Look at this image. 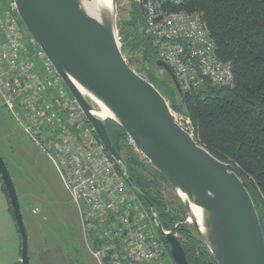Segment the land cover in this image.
Segmentation results:
<instances>
[{"label": "water", "instance_id": "water-1", "mask_svg": "<svg viewBox=\"0 0 264 264\" xmlns=\"http://www.w3.org/2000/svg\"><path fill=\"white\" fill-rule=\"evenodd\" d=\"M12 2L27 34L56 71L132 192L139 194L110 139L108 122L120 127L141 156L164 176L186 210L184 223L195 229L217 264H264V234L243 181L231 164L216 159L176 123L167 100L129 66L119 42L117 0H111L110 10L102 7L98 17L83 6L92 0ZM155 66L182 101V90L169 66L160 60ZM98 104L107 117L100 116ZM0 179L20 238L19 264H31L19 200L1 156ZM191 206L200 210V224ZM147 211L173 264H188L174 230L163 228L152 207Z\"/></svg>", "mask_w": 264, "mask_h": 264}, {"label": "built area", "instance_id": "built-area-1", "mask_svg": "<svg viewBox=\"0 0 264 264\" xmlns=\"http://www.w3.org/2000/svg\"><path fill=\"white\" fill-rule=\"evenodd\" d=\"M134 1L157 60L169 66L182 93L205 83L232 84L231 67L219 61L201 12L169 10L183 0ZM0 111L56 170L96 264H166L168 252L156 222L27 34L12 1L0 11ZM175 121L184 130L183 123L190 125L184 116Z\"/></svg>", "mask_w": 264, "mask_h": 264}, {"label": "trees", "instance_id": "trees-1", "mask_svg": "<svg viewBox=\"0 0 264 264\" xmlns=\"http://www.w3.org/2000/svg\"><path fill=\"white\" fill-rule=\"evenodd\" d=\"M169 10L202 13L217 57L231 65V85L213 87L205 83L183 93L180 101L171 82L157 70L156 50L143 31L138 33L136 20L126 22L133 33L128 39L119 32L122 51L126 54L142 49L141 71L145 78L169 101L175 113L189 120L195 140L216 159L233 166L256 207L264 234V0H183ZM107 131L139 192L140 202L157 212L164 229L174 230L187 263L217 264L195 229L184 223L187 213L180 200L176 197L177 203L173 204L167 199L163 189L169 184L164 176L140 158L120 127L108 122ZM1 187L12 217L2 183ZM160 239L169 254L164 238Z\"/></svg>", "mask_w": 264, "mask_h": 264}, {"label": "rangeland", "instance_id": "rangeland-1", "mask_svg": "<svg viewBox=\"0 0 264 264\" xmlns=\"http://www.w3.org/2000/svg\"><path fill=\"white\" fill-rule=\"evenodd\" d=\"M9 1L5 0L6 3ZM5 2H0V11ZM133 9L132 2L117 0L118 36L122 31L125 39L133 34L132 28L126 24L135 18ZM137 30L140 33L141 27L140 31ZM119 42L122 45L120 36ZM142 54V49L139 48L127 52L125 59L138 75L147 80L141 71ZM175 117L177 120L182 118L177 113ZM182 126L192 134L190 125L183 123ZM128 141L132 145L129 138ZM133 148L135 150L134 146ZM135 152L144 162L150 164L137 150ZM0 154L6 163L19 200L28 236L30 263L96 264L84 245L77 211L62 187L56 170L5 111H0ZM1 189L0 180V264H19L20 238ZM163 190L167 199L176 204L177 198L171 187L165 185ZM33 209H38V212L33 213ZM170 261L172 260L168 254L166 264H170Z\"/></svg>", "mask_w": 264, "mask_h": 264}, {"label": "bare ground", "instance_id": "bare-ground-1", "mask_svg": "<svg viewBox=\"0 0 264 264\" xmlns=\"http://www.w3.org/2000/svg\"><path fill=\"white\" fill-rule=\"evenodd\" d=\"M110 3H111V0H92V2L87 3V4L85 3L83 6L85 7V9L87 10V12L89 14H91L92 16L98 17L102 7H104L107 10L111 9ZM219 61H221L224 64H228L231 67L229 62H224L220 59H219ZM98 108H99L98 111L100 112L101 117L105 118L108 116L106 110L103 107H101L99 104H98ZM191 211H192V214L197 219V222L200 224L201 223V221H200V217H201L200 210L195 208L194 206H191Z\"/></svg>", "mask_w": 264, "mask_h": 264}, {"label": "flooded vegetation", "instance_id": "flooded-vegetation-1", "mask_svg": "<svg viewBox=\"0 0 264 264\" xmlns=\"http://www.w3.org/2000/svg\"><path fill=\"white\" fill-rule=\"evenodd\" d=\"M131 2L134 5L133 13L135 14V18H132L129 21H133V20L135 21L136 20L139 31H140V27H141V32L143 31L146 34L144 14H143L142 10L139 8V6L134 1H131ZM136 14H139V16H137ZM147 37H149V36L147 35Z\"/></svg>", "mask_w": 264, "mask_h": 264}]
</instances>
